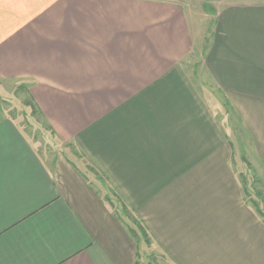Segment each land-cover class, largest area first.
<instances>
[{"label":"crops","instance_id":"crops-1","mask_svg":"<svg viewBox=\"0 0 264 264\" xmlns=\"http://www.w3.org/2000/svg\"><path fill=\"white\" fill-rule=\"evenodd\" d=\"M205 36L210 91L186 69ZM8 82L61 149L40 154L0 100V264H148L76 151L173 264H264L224 129L228 105L264 166V0H0Z\"/></svg>","mask_w":264,"mask_h":264},{"label":"rangeland","instance_id":"rangeland-1","mask_svg":"<svg viewBox=\"0 0 264 264\" xmlns=\"http://www.w3.org/2000/svg\"><path fill=\"white\" fill-rule=\"evenodd\" d=\"M206 38L205 36L204 41H202L203 38L201 40L197 39L196 41L198 43L200 41V43H206ZM204 49L203 43L201 46L194 48L192 57L187 60L186 69L190 72L195 82L204 84L203 87L210 91L213 89L212 82L209 77L206 79L204 74L200 71V62ZM11 84H13V86L10 88L4 89L0 87V100L1 103H3L2 113L9 114L18 121L23 131L30 138L34 147L40 154L46 152L50 153L52 151L55 152L61 149V145L55 139L50 127L46 124L29 98L25 96V86L21 84V82L7 83L8 86ZM237 115L234 114L230 106H225L224 129L226 135L235 144V149L237 151V162L235 161L236 176L240 182L242 195L245 201L252 207L257 215L264 219V166L254 157L248 127L242 118L238 119ZM75 153H77L76 161L80 165L82 171L86 173L88 177H96L101 184L105 186L103 188L104 191L106 190L104 195L112 205L113 210L118 213L127 224L130 232L138 243V250L142 254L145 263L173 264L158 247L154 246L152 240L147 236L140 220L130 211L119 193L111 187L106 177H104L94 163L88 161L79 152L76 151Z\"/></svg>","mask_w":264,"mask_h":264}]
</instances>
